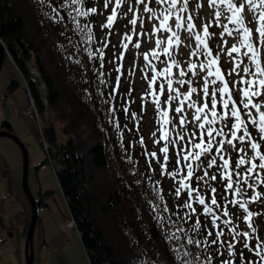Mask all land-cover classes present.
<instances>
[{
	"label": "snow or ice",
	"instance_id": "snow-or-ice-1",
	"mask_svg": "<svg viewBox=\"0 0 264 264\" xmlns=\"http://www.w3.org/2000/svg\"><path fill=\"white\" fill-rule=\"evenodd\" d=\"M34 2L74 51L87 54L75 61L81 72L105 88L115 73L104 102L121 139L118 112L137 133L141 120L130 112L134 89L121 92V80L140 72V111L151 105L157 127L154 150L142 135L130 142L145 160L134 183L151 185L148 211L167 264H264V0ZM142 261L160 264L152 256L131 264Z\"/></svg>",
	"mask_w": 264,
	"mask_h": 264
},
{
	"label": "trees",
	"instance_id": "trees-1",
	"mask_svg": "<svg viewBox=\"0 0 264 264\" xmlns=\"http://www.w3.org/2000/svg\"><path fill=\"white\" fill-rule=\"evenodd\" d=\"M61 32L62 27L45 16L34 0H0L4 57L10 56L29 86L48 143L41 162L48 161L47 152L59 159L56 178L92 264H131L137 256L145 260L152 256L167 264L163 235L148 211V198H154L151 185L134 183L142 179L144 162L130 145L121 112L117 116L123 139L110 122L109 105L104 102L114 75L107 77L105 88L92 72H81L75 61H83L87 54L74 51ZM31 65L41 76L46 106L37 83L30 78ZM19 82L10 76L6 89ZM97 88L103 89V96L97 94ZM122 103L119 97L113 101L117 108ZM129 155L137 161L135 165L129 162ZM49 191L38 189L37 208L45 204L44 195Z\"/></svg>",
	"mask_w": 264,
	"mask_h": 264
},
{
	"label": "rangeland",
	"instance_id": "rangeland-1",
	"mask_svg": "<svg viewBox=\"0 0 264 264\" xmlns=\"http://www.w3.org/2000/svg\"><path fill=\"white\" fill-rule=\"evenodd\" d=\"M99 25L103 17H92ZM106 31V30H105ZM103 35L97 30L96 36ZM112 43L119 42L118 36H113ZM186 51V50H182ZM126 66L131 60L126 58ZM108 70V65H105ZM115 75L112 73L110 76ZM10 76L19 79V83L11 90L6 89ZM23 75L19 73L8 56L3 58L0 66V126L6 120L12 132L23 142L27 151L26 180L32 194L37 195L38 189H50L44 195L45 204L38 208V217L32 234L33 260L31 264H89L88 257L76 225H65L69 215L68 205L57 186L54 170L48 161L41 160L45 150L40 142V136L35 119L25 112L28 106ZM129 85L134 91L135 102L130 106V112L141 116L138 125L139 132L133 127V121L125 118L121 112L125 134L130 142L138 141L142 135L149 150H154L150 140L151 133L156 129V113L151 105L143 113L140 111V95L145 90V83L137 71L127 81L121 80V92H126ZM29 102V103H28ZM30 105H32L30 103ZM17 108L14 111L12 108ZM32 107V106H30ZM50 114L46 110L45 114ZM59 131V122L54 119ZM126 126V127H125ZM127 129H132L129 132ZM137 155L145 165L141 155L142 147L137 143L134 147ZM38 164V166H36ZM30 201L22 186V150L19 143L8 134L0 135V264H25L26 231L30 220ZM65 221V222H64Z\"/></svg>",
	"mask_w": 264,
	"mask_h": 264
},
{
	"label": "water",
	"instance_id": "water-1",
	"mask_svg": "<svg viewBox=\"0 0 264 264\" xmlns=\"http://www.w3.org/2000/svg\"><path fill=\"white\" fill-rule=\"evenodd\" d=\"M4 44L2 42V40L0 39V66L3 60V56H4ZM3 124L5 125L4 127H0V135L1 134H8L10 136H12L20 145L21 150H22V186L23 189L25 190V192L27 193L29 199H30V204H31V213H30V220H29V224H28V228L26 231V252L28 253V255L26 256V261L25 264H31L32 260H33V250H32V234H33V230L35 227V223H36V218H37V205L35 202V199L29 189V186L27 184V180H26V174H27V151H26V147L23 144V142L8 128L9 124L6 120L2 121Z\"/></svg>",
	"mask_w": 264,
	"mask_h": 264
},
{
	"label": "built area",
	"instance_id": "built-area-1",
	"mask_svg": "<svg viewBox=\"0 0 264 264\" xmlns=\"http://www.w3.org/2000/svg\"><path fill=\"white\" fill-rule=\"evenodd\" d=\"M31 70V72H32V78L34 79V80H40V77H39V75L37 74V72H36V70L35 69H33V68H31L30 69ZM30 97V96H29ZM42 99H43V101L44 102H46V97H45V95H42ZM43 142H44V145L45 146H47V143H46V140L43 138ZM66 224L67 225H70V226H72V225H74L75 224V220H74V218L72 217V216H69V217H67L66 218Z\"/></svg>",
	"mask_w": 264,
	"mask_h": 264
}]
</instances>
